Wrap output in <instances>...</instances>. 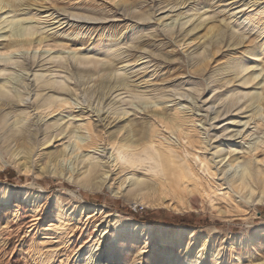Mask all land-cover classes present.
<instances>
[{"label":"rangeland","instance_id":"374dc122","mask_svg":"<svg viewBox=\"0 0 264 264\" xmlns=\"http://www.w3.org/2000/svg\"><path fill=\"white\" fill-rule=\"evenodd\" d=\"M26 3L37 7L29 10L25 8L27 5H22L20 9L12 10L9 16H14L13 20L19 24L43 31L46 41L40 45L4 48L10 40L8 37L0 39V80H9L12 91L20 86L26 87L21 80L26 78L24 82L30 83L35 72L41 75L52 70L51 77L64 80L70 76L67 68L74 62L70 56L67 61L58 57L51 61L40 58L33 61L31 56L35 53L67 56L91 52L99 45L108 44L110 48L102 58L114 59V63L109 72L100 66L90 72L73 70L75 78L70 82L73 84L74 79L78 80L79 89L75 92L70 84V93L60 95L62 99L66 98L65 102L57 103L56 107H42L41 101L35 99L34 91L40 84L32 81L31 89L34 90L29 93L26 112L19 115L18 123L10 126V121L7 127L0 129V183L18 188L16 195L5 200L0 197V264H106L103 253L106 257L111 242L122 241L113 236L114 225L105 222L117 213L154 227L194 228L197 236L201 234L208 239L203 250L199 237L187 239L185 245L170 254L171 257L184 255L188 260H206L204 263L207 264H264V230H260L264 203L236 193L218 169L229 162H226L229 154L220 161L214 153V146L223 136L225 143L229 144L226 151H239V162L248 157L264 170V144L258 150L253 149L264 133L263 105L255 107L258 112L247 125H243L251 111L237 115L232 111L213 119L214 113L201 102L216 98L214 109L219 106L222 109L221 104L232 92L240 97L252 91L253 88L236 89L238 80L247 71H253L257 76L255 80H260L255 91L261 92L264 99L263 62H260L261 56L255 58L249 53L254 44L264 45V0H26ZM60 9L66 10V14L79 12V16L93 17L98 21L83 26L80 21L58 25L54 23L57 19L43 16ZM38 11L40 14L36 15ZM148 14L152 17L149 18ZM39 16L41 19L37 18ZM25 17L28 18L24 20ZM104 17L106 21L100 19ZM188 18L190 20L181 25ZM211 25L220 26L227 35L233 34L241 43L233 46L226 40L219 41L220 36L213 31L215 28L208 29ZM57 30L58 33L54 34L53 31ZM56 39H61L63 44L52 43ZM80 39L86 42L80 43ZM206 47L210 53H217L214 57L208 55L205 61L209 65L198 72L196 68L203 65L200 61L203 62L202 52ZM59 61L65 68L55 66ZM239 61L245 62L249 68L236 75L234 66ZM83 67L88 68L80 65ZM107 73L112 91L116 78L122 79L124 89L114 93L108 91V87L99 89L100 80L109 78ZM228 79L232 81L226 82ZM179 91L186 94L184 100L175 95L156 106L145 104V101H151L150 95L181 93ZM224 92L228 95L221 98L220 94ZM11 100L14 104L19 102L16 97ZM115 108L128 112L120 115ZM2 111H9V108L0 101ZM15 113L18 111H12L13 115ZM60 116L64 121L68 120V126L71 125L79 137L54 138L55 129L46 125ZM175 117L178 119L172 124L169 119ZM132 123L145 128V136H150L161 148L170 149L174 154L179 152L176 156L181 160L194 159L195 168H199L203 160L206 165L208 163L209 170L202 167L199 175L207 184L213 208L207 203L200 209L175 212L165 207L148 206L140 195L128 192L127 185L133 176L150 180L153 189L157 186L152 177L155 174L146 165L127 168L115 161L109 141H119L126 136L134 140L136 135L129 132ZM18 129H26V138L3 140ZM48 135H51V141L43 144ZM229 135L232 136L228 138ZM92 140L96 142L92 144ZM243 152L246 155L242 156ZM82 154H89L98 162L97 173L89 178L94 187L81 186L80 181H74L76 158ZM37 194L39 196L35 198ZM192 204L194 207L199 205L196 201ZM235 205L243 206L240 215L224 217L220 213ZM125 232L128 231L120 230L121 235ZM238 235H257V240L249 246L231 245ZM187 243H190L188 248ZM160 245L152 236L141 234L130 238L124 242L125 257L113 264H152L156 258L149 260L147 255L150 252L160 249L159 258L170 252L167 246ZM91 252H95L92 258L89 257Z\"/></svg>","mask_w":264,"mask_h":264},{"label":"bare ground","instance_id":"6f19581e","mask_svg":"<svg viewBox=\"0 0 264 264\" xmlns=\"http://www.w3.org/2000/svg\"><path fill=\"white\" fill-rule=\"evenodd\" d=\"M22 5H27L25 8H27L29 10L31 9L30 7H35V8L37 7L36 5L32 6V3H31V5H30V3L29 4L26 3V0H0V10L5 8L4 11L0 12V39L8 37L10 40L9 42H6L4 44V48H12L14 46H20V45L30 46L33 43H37L40 45L42 42L46 41L45 37L42 36L44 34L43 31H41L40 29H38L36 27L30 26V25L19 24V21L13 20L14 16H9V13L12 10L20 9L22 7ZM62 10L52 12L51 14H47V15H43V16L45 18L51 19V20L57 19L56 21L54 20L55 21L54 23H57L58 25H62L63 23L67 24L68 22H71V21H80V23L83 26V25H86L88 23L89 24L94 23L97 20L96 18L89 17V16H82V15L79 16L78 15L79 12L66 14L67 11L66 10L62 11ZM38 12L39 13L36 15L40 14V11H38ZM24 14L26 15L27 13L25 12ZM53 15H55V16H53ZM140 16L143 17V14H140ZM150 16H151V14L150 15L148 14L149 18H150ZM28 17H25L24 20H26V18H28ZM29 18H31V17H29ZM37 18L41 19L40 16ZM100 19L105 20L106 18L104 17V19H102V18H100ZM100 19H99V21H101ZM189 20H190V18H188L187 20L182 22L181 25L187 23ZM102 22H101V24H102ZM209 22H211V21H209ZM76 26L78 27V26H80V24L75 25V27ZM214 28H215V30H213ZM6 29H8V30H6ZM82 29H83V27H82ZM208 29L211 31L213 30L214 32H216L217 35L220 36L219 41L226 40V43H228V44L230 43L229 45H233V46L239 45L241 43L240 39L238 40V38H235L233 36V34L227 35V33L225 31H223V29L220 26L211 25ZM58 30L55 32L53 31V33L57 34ZM73 30H74V28H73ZM51 35H52V33H51ZM19 37H22L23 39L21 41L20 40H14V38H19ZM79 42L84 43L86 41L83 39H80ZM52 43L63 44L61 39L53 40ZM243 44L244 43H242V45ZM109 46H108V44L107 45H99L94 51L90 50L91 52H87V53H81L80 52V53H74L72 55L68 54L67 56L62 55V53H59L56 55H51L50 53L46 54L45 52L39 53L38 55H36V53L33 54L32 56L30 55L32 57L33 61L38 60L39 58L41 60L48 59V61L49 60L51 61L53 58H56V57H58L59 60L60 59H66V61H67L68 56H70L74 61L73 64H70V68H67L68 70L66 69L70 76L69 77L67 76V79H65V80L57 78L55 76L51 77L50 75H53V72L51 69H49V70H51L49 73L46 72V74H41V75H39L35 72L33 75V79L30 81V83L24 82L26 80V78H23V80H21L22 83H24V85L26 87L20 86V88H14L13 91H12V87L10 88L9 80H7V81L0 80V101H3V105H7L9 108V111L0 112V129L7 127L8 122H10V121H11L10 126H12L15 123H18L19 118H20L19 115L26 112L25 109L28 108V105L30 103L29 102V100H30L29 93L31 92V90H34L33 88L31 89V87H33L32 81H34L35 83L38 82V84H40L39 88L37 90H34V91H36L35 99H38L41 101L42 107H50L53 105H55V107H56L57 103L60 104V103L65 102L66 98L62 99L60 95H62L63 93L64 94L70 93L69 92L71 89L70 88V84H71L70 81L74 77L73 76V70L90 72V71L97 69L98 66H100L103 71L110 70V65H112L114 63V61H113L114 59L112 60L111 58H107V57L102 58V55L105 54L104 52L109 50V48H110ZM251 48H252V50L249 52L250 55L254 56L255 58H258L261 56L260 62H263V66H264V45L254 44ZM101 51H102V53H101ZM216 53H217V51H212V53H210L209 48L206 47L202 52L203 56L201 59L204 63L200 61V63H202L203 65L198 66L196 68V70L198 72L199 71L202 72L205 69L206 65L207 66L209 65V62L205 61V58L208 55H209V57H211V56L214 57ZM24 61H26L25 57H24ZM214 61H215V58H214ZM60 63H61V61H59V64L55 65V66L64 67V65L60 64ZM80 65H84L85 67L88 66V68H84V67L80 68ZM234 67L233 68H234L236 75H239L240 73L246 71L249 68L247 66V64L243 61H239L238 63L236 62V65ZM229 68H231V67H229ZM221 69H223V68H221ZM250 69H252V68H250ZM0 71H1V69H0ZM71 75H72V77H71ZM107 75L108 76H106V75L105 76L109 77V78H107V80H105L106 78L105 79L103 78V80H100V82L97 86L99 87V89H101V88L103 89L104 87H108V91L109 90L112 91L111 85H110V76L108 73H107ZM256 78H257V76L254 75L253 71H247V73L242 75L241 78L238 80V86L236 87V89L240 88V90H242V89H247V88H253L254 90L252 89V91H248L246 93H243L240 97H237L232 92V94L229 95L228 100L224 104L223 103L221 104L223 107L222 109H220L221 106H219V109H216V110L214 109L215 104H216L215 103L216 98H214L213 100H210V101L203 100L201 102H203L204 105H207L206 109H208V111L211 110V112L214 113V117H212L213 119L219 118V117H221L222 114H226V113H229L232 111H234L236 115L240 114V113L247 112V111H251V113L248 116H246L248 119L246 121H244V123H243V125L244 124L247 125L248 122L250 121V119L253 118L254 114H256L258 112V110L254 109L255 107L263 105V109H264V101H263L264 99L261 95V92L259 93V92L255 91V89H257V86H259V84L261 83L260 80L256 81L255 80ZM116 79H117V80H115L116 85L113 86V87H115L112 91L113 93L118 92L121 89H124V87H121L122 79H120V78H116ZM74 80L75 81L71 85H72L73 89L75 90V92H77L80 84H79L78 80H76V79H74ZM231 81H232V79H230V80L228 79L226 82H231ZM262 81L264 83V79H262ZM46 84H48L49 86L47 88H42L43 85H46ZM24 89L27 90L26 93L23 92ZM45 90H48V91L45 92ZM196 91L199 92V90H197V89H196ZM179 92H181V91H179ZM227 92L220 94L221 98H225V96L228 95ZM121 93H117L116 95H119ZM175 95H178L182 99L184 97L186 98V94L183 92H181V93H168V94L160 93L159 96L150 95L149 98L151 101H145V104H150V105L153 104V106H156V105H159V104L164 103L165 101L169 100L168 97L173 98ZM131 96H129V97H131ZM13 97H16L19 100L18 104H14L12 102L11 98H13ZM135 98H137V97H135ZM195 98H197V97H195ZM132 99H134V98H132ZM241 99H243L242 102H240ZM143 101H144V99H143ZM195 102H197V99H195ZM15 107H17V108H15ZM111 107L112 106L110 105L109 108H111ZM16 110L18 111V113H15L13 115L12 111H16ZM115 112H117L118 114L121 115V114H126L128 111L123 109V108H120V109L115 108ZM15 116H16V118H14ZM160 119H162V117H160ZM177 119L178 118L175 117V118L169 119V120L172 122V124H174L173 122L175 120L177 121ZM239 121L240 120H238V122ZM47 124L48 125H46V126H48L49 128L55 129L56 133L54 135L55 136L54 138H57L59 136L68 137V138H74L77 136L79 137V135L76 134V131L73 129V127H71V125L68 126V124H69L68 120L64 121L63 116L57 117L52 122H49ZM10 126L8 128H10ZM131 126L132 127H130L131 129L129 132L132 135H136V138L134 140H132L129 136H126L119 141L115 140V139H110V141H109V143L113 149L115 161L117 162V164L121 165L122 167H127V168H133L136 165H144V166L146 165L149 168V170L155 174L152 177L157 181V186L155 187V189H153L154 185L153 184H152L153 186L151 185L150 180L142 178V177H138V176H133V177H131V179L129 180L128 185H127L128 186V192L131 193L132 195H140V198H142V200H144V202L148 206L165 207V208L170 209V210L175 211V212H183V211L185 212V211H188L191 209L192 210L200 209L204 204H207V203H208L210 208H213V205L209 199V189L207 187V184L202 180V177H200V175H199L200 174L199 171L202 170V167H204V169H206L207 171L209 170L208 169V166H209L208 163H207V165H208L207 166L206 162L203 160V161H201L202 163H201L200 167L195 168V166L193 164L194 159H193V161L191 159L188 160L186 158H182V160H181V158H178L176 156V154H178L179 152H176V154H174L170 149H165V148L163 149V147L162 148L160 147L161 145L159 146L157 143H154L150 136L146 137L145 136V128H143V127L138 128L137 125L133 124V123ZM6 130L8 132L10 131V129H6ZM25 131H26V129H18V131H14L13 133H10L9 136L6 139L4 138L3 140L5 142H7L9 137L12 138V140H18L19 138L21 140H23L24 138H26V136L24 134ZM232 135L234 136V134H232ZM232 135H229L228 138L231 137ZM215 136L218 137L219 134L215 135ZM51 138H52L51 135L46 136V139L43 142V144L51 141ZM92 141H93L92 144H94L96 142V140H92ZM218 142L214 146L215 147L214 153L216 154V157H220V161H222V160L224 161L225 157H227V155L229 154V157L226 161V162H228V161L229 162L227 164L221 165L220 167L218 166L219 167L218 169L223 176H226L230 187L236 193L242 194L244 197H247V199H251V201L257 200L258 202L264 203V170H263V167L256 164L253 161L254 159L252 160L251 158H248V157H243V159L239 162V159L241 157L240 155H238L239 151H236V153L234 151H233L234 153H232L231 149L229 151H226L225 148L228 147V149H229V144L225 143L223 136L219 139ZM10 144H11V141L8 144H6V148H8ZM262 144H264V133H262V136H260L259 139L255 142L253 149L254 150L260 149V146ZM245 152L242 153V156L246 155ZM17 153H18V151L15 154H17ZM247 153H250V152H247ZM179 157H180V155H179ZM235 164H236L237 168L239 167V169L235 168ZM75 167L77 170H76V177L74 178V181L75 182L80 181L81 183L79 182V184L81 186L94 187L93 183H91V181H89V178L95 176V174L97 173L98 162L93 161L91 159V155L82 154L78 158H76ZM230 168H232V171H229ZM52 173L57 174L56 171H52ZM200 178H201V180H200ZM17 189L11 184L0 183V195H1L0 197H1V199L5 200L6 198L10 197L12 194L16 195L17 191H18ZM38 196L39 195L37 194L35 196V198H37ZM192 201L198 202L199 203L198 207H194L192 204ZM242 212H243V206L242 205H235L234 208H232V209H225L223 211H220V213L224 217L237 216V215H240ZM111 221H112V223H111ZM105 222L108 225L113 224L115 227V232H114L113 236L116 238L122 239L121 242H115V243L111 242L112 244H110V246H109L106 257H105V252L103 253L104 258H107L106 264H113L115 262H117V263L121 262L126 255L125 250H127L124 247V242L129 240L130 238H133L135 236H139L141 234L147 235V236H152L153 238H155L159 241V243L161 244L160 246H162L164 248L167 246L170 249V252H167L168 253L167 255L165 254L164 257H160V258H159L160 253H161L160 249L153 251L152 253L150 252V254L147 255V258L149 260H154L156 258L154 260V263H152V264H174L175 262H179L182 264V263H184V261L188 262V264H207V263H204L206 260L204 262H202L199 258H195L194 260H188V258H187L188 256H184V255L183 256H176V257L170 256V254L173 253V251L176 248H178L182 245H185V240H187V239L188 240H196L199 237L200 238L199 241L201 242V246H202L201 250H203L205 248V246L207 245L208 239L205 238V236L203 237V235H201V234H198V236H197L196 230L194 228H184V227H180V226L175 227V228L154 227V226L149 225V224L136 222V221L129 219V218H124V216L119 214V213H117L115 215V217H113L112 219H110L108 221L105 220ZM260 226H261L260 230L263 231L264 230V220L261 221ZM122 229L127 230L128 232L127 233L125 232V234L121 235L120 230H122ZM237 237L238 238L236 240H233L230 243L231 245L239 244V245H243V246H249L252 243H254V241L257 240V235H248V236L238 235ZM189 246H190V243H187L186 247L188 248ZM176 250H179V249H176ZM214 252H215V250L213 249L212 253H214ZM103 254L100 252L99 255L102 256ZM93 256H95V252L89 253V257L92 258ZM247 258H249V257H247ZM98 264H103V263L101 262Z\"/></svg>","mask_w":264,"mask_h":264}]
</instances>
